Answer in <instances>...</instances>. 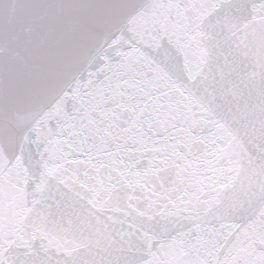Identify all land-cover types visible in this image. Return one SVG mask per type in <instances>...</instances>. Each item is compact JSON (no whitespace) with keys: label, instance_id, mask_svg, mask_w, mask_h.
I'll return each mask as SVG.
<instances>
[{"label":"snow or ice","instance_id":"1","mask_svg":"<svg viewBox=\"0 0 264 264\" xmlns=\"http://www.w3.org/2000/svg\"><path fill=\"white\" fill-rule=\"evenodd\" d=\"M0 264H264V0H0Z\"/></svg>","mask_w":264,"mask_h":264}]
</instances>
